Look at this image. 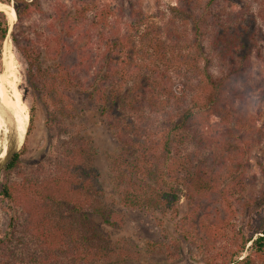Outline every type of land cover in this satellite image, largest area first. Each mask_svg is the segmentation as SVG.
Returning a JSON list of instances; mask_svg holds the SVG:
<instances>
[{"label": "trees", "instance_id": "trees-1", "mask_svg": "<svg viewBox=\"0 0 264 264\" xmlns=\"http://www.w3.org/2000/svg\"><path fill=\"white\" fill-rule=\"evenodd\" d=\"M47 1L50 0H0L11 5L16 15L11 41L26 64L33 90L46 96L50 90L59 94L72 86L90 97L106 118V127L120 145L111 169L122 206L154 217L160 215L155 219L161 229L167 218L178 235L163 229L164 241L147 243L146 254L165 253L168 260L176 262L182 257V244L191 256L199 257L196 261L201 264H264V184L254 193L245 183L243 162L235 157L228 166L236 150L226 147V137L235 132L225 129L222 133L202 134L212 115L225 127L232 120L234 100L230 101L226 94L225 77L213 75L217 64L230 76L251 71L253 59L249 51L255 47L249 49L247 45H254L255 40L252 35L246 43L243 37L242 31L247 29L244 10H235L234 0L182 1L173 10L190 17L194 35L184 53L180 42L184 36L166 31L164 38L162 28L154 23L145 25L141 10H131L127 18L111 22L112 11L92 7L89 0H72V10L64 3L56 4L54 16L61 29L57 32L54 27L52 33L39 34L25 22L34 14L46 18L43 5ZM261 3L257 15L264 22V0ZM120 20H125L121 35ZM208 31L213 34L209 42ZM7 32L6 16L0 12V66ZM33 33L34 39L30 37ZM74 37L86 42L81 45L80 40L72 41ZM132 39L134 44L130 43ZM38 40L51 56L44 60L52 61V66L42 64ZM185 41L188 42L186 38ZM70 55L71 64L67 59ZM255 57L264 64L263 55ZM259 81L264 99V74ZM48 124L58 125L55 115ZM77 153L83 155L84 150ZM73 154L76 151L64 149L58 160L57 168L65 169L63 175L56 170L54 175L41 182L37 179L28 187L16 185L15 191L14 186L0 184V199L13 210L8 230L0 234V264H95L102 259L112 262L103 246L73 237L69 230L76 226L74 218L52 212L56 206H71V212L84 210L100 216L104 224L116 226L111 220L113 213L100 204L104 196L101 183L95 181L89 169L81 171L80 176L75 174L79 168L72 166ZM18 163L19 154H15L3 172L14 171ZM34 185L40 188L41 198L35 195L39 201L30 200L35 204L25 211L18 210L15 196L32 191ZM202 199L210 203L202 206ZM184 201L194 202V206L181 217ZM245 213L254 217L253 223H248V234L241 228ZM238 215L241 219L237 221ZM42 237L44 241L37 247ZM49 238L51 242L46 240ZM25 240L30 247L26 245V254H21L18 244ZM247 249L250 254L234 260ZM62 254L68 258L63 260Z\"/></svg>", "mask_w": 264, "mask_h": 264}, {"label": "rangeland", "instance_id": "rangeland-1", "mask_svg": "<svg viewBox=\"0 0 264 264\" xmlns=\"http://www.w3.org/2000/svg\"><path fill=\"white\" fill-rule=\"evenodd\" d=\"M182 1L185 0H89V2L93 3L91 4L92 7L111 10L112 14H110L111 17L109 18L111 22L116 21L120 17L127 18L131 10H141L146 17L145 25L154 23L162 28L165 31L163 32L164 38H167L166 31H175L176 34L183 35L184 37L180 39V42L183 52L186 53L185 50L192 44L191 41L194 36L191 19L183 12L173 10V8L180 7ZM60 2L64 3L68 10H72V0L47 1L43 5L46 14H48L47 17L40 18L39 15L34 14L31 19L25 22V26H33L34 30H37L42 35H47L46 31L52 33L54 27L58 32L61 26L58 25V19L54 16V9L56 4ZM234 2L236 6L233 8L235 10L238 8L245 12L244 17L247 22V29L242 32L246 43L249 42L247 40H250L252 35L255 40L254 45L251 42L247 45L249 49L253 46L255 47L254 51H249L253 59L251 71L246 70L237 76H230L227 74V70L222 72V69L217 64V68L213 70V75L216 78L225 77L223 86H225L226 94L230 101L234 100V105L231 107L232 120L225 127L219 123L220 119L217 116L212 115L209 117L208 127L205 126L202 134L222 133L225 129L228 132H235L232 133L231 137H226V147H231L230 150L232 151L236 150V155H232V159L228 161V166L234 162L235 157L239 158L243 162L242 167H245L243 173L245 183L248 184V189L253 190L255 193L264 184V99L260 94L263 87L260 85L261 81H259L264 74V64L255 57V54L264 56V22L257 15L262 3L261 0H234ZM8 6L11 7V5ZM5 16L8 32L2 42L0 75L4 74L9 78L12 76L10 79L15 82L21 102L26 109V121L22 123L20 110L16 107L15 117L19 128L17 130L16 151L12 157L15 154H19V163L15 170L11 172H3L6 167L0 169V184H6L8 187L14 186L13 190L15 191L16 185L21 184L28 187L37 179L41 182L42 178L54 175L56 170H60L58 173L63 175L65 172L62 171L65 169L64 167L57 168L58 160L62 159L61 154L64 149H72L76 151V155H72V163L74 164L72 166L79 168L77 170L78 173L75 172V174L80 176L81 171L86 169L92 171L93 178L101 183L104 190V196L99 200L100 204L113 213L111 220L115 222L116 226L106 225L100 216L84 210L71 212V206L67 208L56 206L53 207L52 212L55 215L67 216L71 220L74 218L76 226H72L71 230L67 228L74 235L73 237L86 238L94 244L96 243V245L106 248V252L109 253L112 262L102 259L95 264H141L144 261L155 264H201L200 261H196V258L199 257L196 255L191 256L186 245L182 244L180 245L182 257L176 262H174L175 260H168L165 253L153 256L146 254L147 243L161 244L164 241L163 229L167 230L168 234L172 236H178L174 233L173 225L167 218H164L163 228L161 229L155 219L156 216L160 217V215L154 217L149 213L122 206L121 197L117 193V186L112 182L115 173L111 169L120 145L114 137V133L106 127V118L100 110H97V106L93 104L90 97L88 98L87 95L79 93L80 91H77L72 86L68 87L67 91L59 92V94L50 93V90L46 96H42L38 90L32 89L27 79L26 64L11 41V34L17 19L16 17L15 19L8 18V14ZM123 21L120 20L119 22L121 23L119 35L125 31ZM45 27L49 29L44 30ZM207 34L206 39L209 42L213 37L212 31H208ZM30 37L34 39V33L30 34ZM185 38L188 42L185 41ZM77 40H80L79 44L81 45L86 42V40H82L79 37L72 39V41ZM41 42L38 40L37 47L40 45V48H38L42 55V64L44 67L52 66V61L44 60L46 57L50 59L51 56L47 55L48 52ZM134 42L135 39H132L130 43L134 44ZM204 50L206 51L207 48H204ZM67 59H69L71 64L73 55L68 56ZM142 82L146 83L145 78ZM130 86L129 84L126 87ZM0 94V110L3 109V111H0L1 155L5 148L8 150L11 146L10 135L4 131V128H8L4 120V112L9 118L11 96L8 93ZM53 115H55L58 125H47ZM159 118L162 119V115ZM244 126L249 129L244 128ZM238 139H242V141ZM79 149L84 150L83 155L77 153ZM2 158H0V164L4 160V157ZM34 186L32 191L15 196L16 201L18 200L17 202H19L18 210L25 211L26 208L34 205L35 203L30 200H34L36 198L35 195L41 198L39 194L40 188L37 185ZM14 191L13 194H16ZM30 194L33 197H30ZM246 196L248 197L249 194ZM35 200L39 201L37 198ZM80 201L81 198H79ZM6 203L0 199V234L8 230L9 218L13 212L12 207ZM208 203H210L208 199L200 201L202 206H206ZM192 206H194V202H182L180 216L183 217V213L190 210ZM51 210L52 208L48 211ZM85 214L88 215L87 219L83 218L86 217ZM239 218L240 215H238L237 221ZM252 221H254V217H249L245 213L244 221L241 224L244 234H248L247 227L250 225L248 223ZM172 223L174 224V221ZM40 239V242L36 245L37 247L44 241L43 237ZM178 239L181 240V237ZM46 240L51 242L50 238ZM26 245L30 247L26 240L23 244H18L21 254H26ZM249 246L250 243L246 244V248ZM126 251L129 253H126ZM250 253L251 250L247 249L242 254H238L234 260L237 258L239 260ZM124 255L126 257L130 255L131 257L125 259ZM199 256L202 257L201 255ZM137 257H139L140 261H133ZM60 258L65 260L68 257L62 254Z\"/></svg>", "mask_w": 264, "mask_h": 264}, {"label": "bare ground", "instance_id": "bare-ground-1", "mask_svg": "<svg viewBox=\"0 0 264 264\" xmlns=\"http://www.w3.org/2000/svg\"><path fill=\"white\" fill-rule=\"evenodd\" d=\"M0 11L4 12L5 15L8 14V18L15 19V17H16V15L14 13V10L10 6L3 5V4L0 3ZM9 74H10V72H9ZM10 78H12V76ZM10 78L8 76L4 75V74L0 75V93H8L11 96V101H10L11 102V113H10V116H9L8 119L13 122L14 130H15L16 135H17V133H18L17 130H18L19 126L17 124V120H16V117H15L16 107L19 108V110H20L21 118L23 120L22 123L24 121H26V109H25L24 105L21 102L20 94L18 93V90L16 88L15 82L12 81ZM0 96H1V94H0ZM4 131L9 133L8 128L7 129L4 128ZM5 153H6V148H5L4 152L0 155V158L4 157Z\"/></svg>", "mask_w": 264, "mask_h": 264}, {"label": "water", "instance_id": "water-1", "mask_svg": "<svg viewBox=\"0 0 264 264\" xmlns=\"http://www.w3.org/2000/svg\"><path fill=\"white\" fill-rule=\"evenodd\" d=\"M0 12H2V11H0ZM0 111H3V109ZM4 120H5L6 124L8 125L9 135L11 138V144H10L11 146H10V148H8V150H6L4 160L0 164V169L6 167L7 164L10 162V160L12 159V155L16 151V145H17L16 144L17 143V135H16V132L14 130V124L11 120L8 119V116L5 115V112H4Z\"/></svg>", "mask_w": 264, "mask_h": 264}]
</instances>
